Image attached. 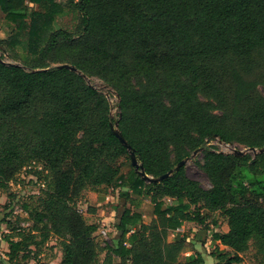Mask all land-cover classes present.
Wrapping results in <instances>:
<instances>
[{
	"label": "trees",
	"instance_id": "16d2710c",
	"mask_svg": "<svg viewBox=\"0 0 264 264\" xmlns=\"http://www.w3.org/2000/svg\"><path fill=\"white\" fill-rule=\"evenodd\" d=\"M30 4L43 12L30 11ZM71 6L78 36L57 30L44 44L61 5L0 0L6 21L18 32L27 29L32 56L25 66L0 62V188L33 162L49 176L39 177L45 189L23 206L30 228L18 240L6 238L5 262L24 252L27 258L53 236L60 264H97L99 251L104 264H205L198 252L181 260L188 235L169 240L168 233L187 222L210 231L206 221L216 212L227 231L211 233L213 264L240 262L250 244L264 259V151L236 157L207 146L217 139L246 150L264 147V0ZM60 45L76 71L46 64ZM81 75L97 77L118 96L115 121L108 100ZM111 122L152 178L202 148L199 167L210 188L187 177L185 166L160 182L144 181ZM100 188L116 189L119 198L115 240L104 248L91 243L97 225L76 208L84 190ZM145 199L152 206L148 223Z\"/></svg>",
	"mask_w": 264,
	"mask_h": 264
},
{
	"label": "rangeland",
	"instance_id": "374dc122",
	"mask_svg": "<svg viewBox=\"0 0 264 264\" xmlns=\"http://www.w3.org/2000/svg\"><path fill=\"white\" fill-rule=\"evenodd\" d=\"M59 3L61 7L59 12L55 15L51 26L44 34V44L47 42L49 35L57 30L67 31L72 37H77L79 34V19L77 14L71 8V3L76 0H53ZM30 11L43 12V8L37 5H29ZM32 56L27 52V29L18 32L15 27L8 23L4 18V14L0 10V59L5 63H12L18 65H28ZM71 57L64 49V45L58 46L53 50L47 60L48 66L56 65H70ZM86 84L94 87L101 92L108 100L110 105V115L113 121L118 118V102L119 98L115 92L108 87L103 81L94 76L84 75ZM208 147H215L222 153L232 154L234 150H244L235 145L221 143L219 140H212L207 144ZM192 155V153H191ZM191 155L189 157H191ZM202 155L198 153L185 166V173L187 177L197 181L204 189L210 188V183L199 167ZM41 166L37 163H31L24 167L16 176L14 182L9 183L3 189L0 188V257L3 258L8 251V244L6 238L18 240V234L27 231L31 222L28 220V213L23 210L24 205H32L34 197L41 194V190L45 189L43 181L39 177L49 176L46 171H40ZM40 171V172H39ZM38 173V174H37ZM98 193L84 190L79 198L76 199V208L83 215L88 223L97 225V231L91 240V243L99 245L101 248L107 245H112L115 240L114 224L117 219L115 206L119 201L118 192L116 189L100 188ZM148 199L143 200V205H147ZM169 202L167 201L166 204ZM93 210L92 211H90ZM144 221L148 223L150 218L143 217ZM206 224L210 231L202 229L195 223H183L181 228L176 233H168L169 240L176 238V235H188L186 243V251L180 255L183 260L193 252L200 253L205 264H213L215 261L210 253L214 250L215 244L211 242V233L213 231L226 232V220L219 213H210L208 215ZM178 233V234H177ZM180 237V236H179ZM222 248V247H221ZM226 250H228L226 248ZM21 253L19 258L14 262L7 264H60L61 263V249L57 238L50 237V239L38 249L31 247V253L27 254V258H22ZM240 262L236 264H264V259L257 253L253 244H250L248 250L239 254ZM105 251H99L97 254V264H104Z\"/></svg>",
	"mask_w": 264,
	"mask_h": 264
},
{
	"label": "water",
	"instance_id": "95a60500",
	"mask_svg": "<svg viewBox=\"0 0 264 264\" xmlns=\"http://www.w3.org/2000/svg\"><path fill=\"white\" fill-rule=\"evenodd\" d=\"M0 62L1 63H4L1 59H0ZM7 65L11 64V63H5ZM11 65H15V66H19L18 64H11ZM59 67H64L68 70H71V71H76V68L73 67V66H70V65H60ZM84 79V75H81ZM118 97V96H117ZM110 127H111V130L113 132V134L117 137V139L119 140V142L121 143V145H123L126 150L128 151L129 153V157H130V164L131 166L135 169V171L138 172V174L140 175V177L146 181V182H152V183H157V182H160L166 178H168L169 176H171L175 171L179 170L181 167H183L188 161H190L193 157H195L198 153H201L203 151L202 148L200 149H197L195 151L192 152V155L191 157H187L185 158L184 160L180 161L177 165L174 166L173 169L169 170L167 173H165L164 175L160 176V177H157V178H152V177H149L147 176L145 173H144V170H143V167L140 163H138L137 159H136V156L134 154V152L132 151L131 147L127 144L126 140L122 137L120 131L118 130V123L117 122H114V123H110ZM221 142V141H220ZM223 143V142H221ZM264 151V147L262 149H254V148H251V149H244L242 151L240 150H234L232 152V154L236 157H240V156H243L245 155L246 153L248 152H251L253 153L254 155L255 154H258V153H261Z\"/></svg>",
	"mask_w": 264,
	"mask_h": 264
},
{
	"label": "crops",
	"instance_id": "0c3cea01",
	"mask_svg": "<svg viewBox=\"0 0 264 264\" xmlns=\"http://www.w3.org/2000/svg\"><path fill=\"white\" fill-rule=\"evenodd\" d=\"M147 205H143L142 206V212L144 214L143 217L148 216L150 218L151 215V211H152V206L150 205V203H146ZM227 226V225H226Z\"/></svg>",
	"mask_w": 264,
	"mask_h": 264
},
{
	"label": "built area",
	"instance_id": "2783aa9c",
	"mask_svg": "<svg viewBox=\"0 0 264 264\" xmlns=\"http://www.w3.org/2000/svg\"><path fill=\"white\" fill-rule=\"evenodd\" d=\"M169 202L170 201V199H164V202L166 203V202ZM6 260H5V256H3V258H1L0 257V264H7V262H5Z\"/></svg>",
	"mask_w": 264,
	"mask_h": 264
}]
</instances>
